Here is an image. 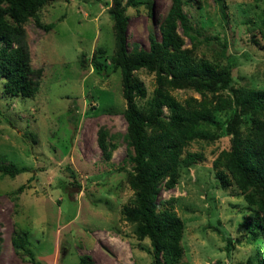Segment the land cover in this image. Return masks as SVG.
<instances>
[{"label":"rangeland","instance_id":"obj_1","mask_svg":"<svg viewBox=\"0 0 264 264\" xmlns=\"http://www.w3.org/2000/svg\"><path fill=\"white\" fill-rule=\"evenodd\" d=\"M138 1L125 10L128 50L134 44L148 49L150 32L160 39L159 26L171 2L152 0L149 10L146 0ZM198 1L203 11L193 28L200 49L211 58L225 38L237 61L232 79L263 86L264 36L257 31L264 20V0H222L225 21L216 0ZM109 5L110 0L46 5L40 17L44 23L54 21L53 28L45 31L31 19L25 25L31 67L42 68L38 92L31 98L7 95L0 79V163L26 168L13 177L0 173V264H151L148 242L136 239L122 214L133 191L124 160L125 101L119 73L109 62ZM184 9L191 17L196 11ZM134 74L146 91L137 99L140 106L152 93L155 75L145 69ZM172 94L180 100L199 97L188 88ZM229 116L230 111L216 113L217 124L205 131L214 138L191 145L192 151L201 150L203 160L182 166L176 185L161 188L157 196L175 199L173 210L184 223L183 258L189 264H239L261 243L250 232L251 212L239 190L234 185L223 189L212 166L216 154L229 147L224 130ZM99 127L116 144L108 161L97 144ZM21 232L33 260L12 246V237Z\"/></svg>","mask_w":264,"mask_h":264},{"label":"trees","instance_id":"obj_2","mask_svg":"<svg viewBox=\"0 0 264 264\" xmlns=\"http://www.w3.org/2000/svg\"><path fill=\"white\" fill-rule=\"evenodd\" d=\"M57 0H0V79L3 92L10 96L31 98L39 89L42 68L33 69L26 41L25 25L31 19L45 31L55 22L44 23L40 11ZM138 0H110L107 9L112 20L113 49L109 55L112 70L119 73L121 94L125 101V163L130 166L127 184L133 196L122 208L123 219L133 225L138 241L146 239L151 264H189L184 260V223L173 210L175 199L157 200L161 188H173L182 166L203 160L201 150H191L194 143H206L214 136L206 130L217 124L215 115L230 111L224 130L229 147L220 150L212 160L219 185H234L248 210L250 232L261 238L256 253L239 264H264V85L238 83L232 79L236 58L228 53L225 38L211 58L200 49L193 22L202 16L198 0H171L160 23V39L148 35V49L134 44L127 48L126 6ZM221 19L226 20L225 5L216 0ZM150 10L152 0H146ZM184 6L194 12L193 17ZM190 11V12H192ZM181 28V33L178 28ZM264 36V20L258 31ZM185 37L190 41L186 46ZM254 44L258 40L250 37ZM86 62L87 58L81 59ZM100 70L101 64L93 60ZM154 73V88L142 105L137 99L146 95L135 71ZM188 88L199 97L178 99L172 91ZM102 157L108 161L116 144L103 127L96 132ZM207 135V136H206ZM70 168V167H68ZM120 169V168H119ZM71 170V169H70ZM26 171L13 163H0V173L11 177ZM74 178V172L70 171ZM74 182V181H73ZM226 240V246L229 244ZM15 251H25V232L11 239ZM85 263V260H81Z\"/></svg>","mask_w":264,"mask_h":264}]
</instances>
